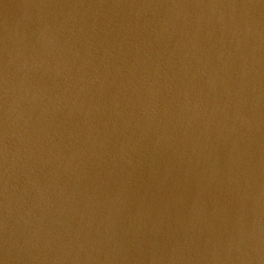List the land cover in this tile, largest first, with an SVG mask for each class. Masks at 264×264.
<instances>
[{"label": "water", "instance_id": "95a60500", "mask_svg": "<svg viewBox=\"0 0 264 264\" xmlns=\"http://www.w3.org/2000/svg\"><path fill=\"white\" fill-rule=\"evenodd\" d=\"M0 264H264V0H0Z\"/></svg>", "mask_w": 264, "mask_h": 264}]
</instances>
